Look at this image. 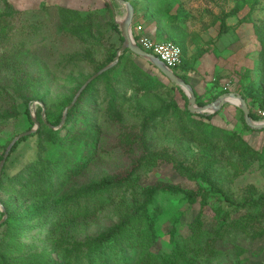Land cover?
<instances>
[{
    "label": "trees",
    "instance_id": "16d2710c",
    "mask_svg": "<svg viewBox=\"0 0 264 264\" xmlns=\"http://www.w3.org/2000/svg\"><path fill=\"white\" fill-rule=\"evenodd\" d=\"M144 1L146 3L143 6V16L158 23L164 40L175 41L183 49V61L174 71L179 75L183 72H194L198 56L186 58L185 53L188 46L198 40V34L189 31L185 26L187 17L182 9L187 0ZM5 6L11 7L8 0H5ZM56 6L62 29L71 37L86 43L82 50L68 54L70 61H89L94 67L93 75L115 60L123 36L108 3L101 10L87 11ZM240 8L234 6L231 10L224 11L223 15L215 16L216 20H220L219 35L226 29L225 19L237 14ZM2 20L0 15V28L4 26ZM254 27L261 44L260 66L256 72H245H253L255 75L250 78L243 92L245 98L252 99L251 105L264 108V15L257 18ZM95 50L101 53V59L96 58ZM134 56L137 57L127 49L120 55L116 65L90 82L68 110L61 127L55 128L46 123L42 116L43 107H38L37 119L40 127L13 146L0 179V192L7 196L6 199L0 197L7 212V218L0 225V264H181L195 263L194 256L207 255L213 258L218 253L217 244L221 235L206 234L203 229L202 210L208 204V196L219 191L215 187V175L221 163L222 167L231 163L234 173L242 171L238 168V161L229 155L223 156V153L247 155L252 159L260 158L261 154L247 144L239 132L213 124L212 113L189 111L188 97L179 85L171 84V87L178 88L184 105H180L178 99L172 96L168 103L158 108L146 111L141 109L143 119L136 125V129L133 126L125 127L117 136L121 145L129 143L131 149L141 153L125 174L105 176L100 181H93L78 190L62 193L66 182L80 174L98 156L104 126L113 125L123 118L120 107L127 102L128 91H151L160 86H168L141 66ZM10 65L16 71L21 68L17 62ZM160 73L165 77L161 71ZM183 75L181 76L188 81V77ZM33 79L39 80L40 87L31 91ZM20 80L23 86V81L30 85L28 94L24 90L21 98L27 105L34 100L43 102L46 120L53 126L61 124L65 108L86 81L84 79L76 82L75 89L70 93L49 99L41 89L45 86L43 76L24 71ZM225 92L229 91H220L214 98ZM197 102L200 105L207 103L198 94ZM27 112L31 124L34 125L31 109L27 108ZM241 112L243 113L242 110ZM18 115L19 109L13 105L2 114L4 117ZM250 115L254 120L262 119L252 106ZM246 126L250 128L248 124ZM156 130L198 143L201 149L194 157L193 165H185L171 154L168 146L152 148L149 140ZM31 140L36 143L35 157L19 168H16V164L11 165V156L18 151L20 144ZM4 153L3 151L2 156ZM159 159L174 162L176 170L198 179L199 185L186 189L180 184L161 181L144 187L140 192L141 199L135 204L126 203L127 207L124 208V201L121 203L117 223L95 236H79V230L90 223L107 199L106 196L111 194V190L134 186L138 170ZM255 187L254 184L251 185L250 196L238 202L223 192L229 206L248 208L250 211L241 228L247 232L253 231V240L264 236V226L261 225L264 221V194L256 196ZM160 192L183 194L189 202L199 201L201 204L200 212L190 223L191 235L184 239L177 238L175 228L171 229L174 246L170 252L155 246L158 236L156 219L151 208ZM95 196L98 198L93 199ZM257 223L262 227H257ZM188 251L192 252L193 258L188 256Z\"/></svg>",
    "mask_w": 264,
    "mask_h": 264
},
{
    "label": "rangeland",
    "instance_id": "374dc122",
    "mask_svg": "<svg viewBox=\"0 0 264 264\" xmlns=\"http://www.w3.org/2000/svg\"><path fill=\"white\" fill-rule=\"evenodd\" d=\"M130 1L136 10L135 17L138 13L143 14V6L146 1ZM8 2L10 8L5 6V0H0V15L3 17L4 23V26L0 28V163L3 158L2 152H5L12 139L27 131L29 126H32L31 128L35 126V124H31L27 108L31 109V115L35 114L37 117L38 107L44 104L39 100H34L32 104L27 105L21 98L24 90L28 94L30 86L27 85V81H23L25 84L22 85L20 79H22L24 71L43 76L45 86L41 89L49 99L56 98L63 93H70L75 89L76 82L86 80L94 71L92 64L85 59L69 60L68 54L82 50L86 43L76 37H71L62 29L57 16L56 5L58 4L45 0L44 2H47L48 5L45 3L40 7L36 6L39 3L29 5V3H18L15 0H8ZM58 2H62L68 7L82 8L83 11L101 10L105 5L104 0H58ZM111 2L115 7L114 15L119 18L123 17L126 7L117 0H111ZM234 6L241 7L236 14L240 16L239 21L254 24L260 15H264V0H187L182 11L187 17L186 23L194 20V11L203 12V16L204 14L209 15V18L215 22L217 21L216 15H223L227 8L231 10ZM215 10L217 14L214 12ZM193 55L190 56L188 47L185 57L192 58ZM95 56L97 59H101V53L96 50ZM134 57L141 66L168 86H160L151 91H128L127 102L120 107L123 118L113 125L104 126L98 156L92 159L90 165L80 174L66 182L62 193L78 190L93 181H100L105 176L125 174L130 169L141 153L131 149L129 143L121 145L118 142L120 138L117 136L125 127L133 126L136 129V125L143 119L141 109L146 111L158 108L168 103L172 96L178 99L180 105H184V99L178 88L171 87V84H174L172 81L164 77L148 59L139 55ZM12 62H17L21 66L20 70L16 71L14 66L10 65ZM252 64L256 72L260 66L258 51L253 56ZM183 74L185 73L183 72L180 76ZM234 74L238 78L241 77L242 80L238 81L241 85L236 84L225 88L226 90L244 91L250 78L255 75L253 72L245 74L242 69L237 70ZM188 75L183 76L190 79ZM259 77L262 81V75ZM39 87V80L33 79L30 86L31 91ZM250 102L252 104V99ZM12 105L17 106L19 115L16 117L2 116L3 112L9 107L11 108ZM251 106L259 118H262L259 111L264 108H260L256 104ZM244 119V113L241 112L239 126H233V128L241 131L239 133L242 135V139L257 150L261 157L252 159L247 155L240 156L232 152L223 153V156L229 155L238 161V168L242 171L234 173L231 163L224 164L223 167L221 163V167H217L215 175V187L219 191L212 192L208 196V204L202 210L203 229L206 234L218 233L221 235L220 242L217 244L218 253L213 258H209L207 255L194 256L195 258H193L192 252L188 251V256L193 258L195 263L182 262L181 264H264V236L253 240L252 233L254 232L251 230L247 232L246 229L241 228L250 211L248 208L238 209L229 206L225 194H223V192L227 193L236 202L243 201L247 196H250L249 188L253 184L256 186V196L264 194V129L248 128ZM59 127L61 125L57 126V128ZM156 131L153 132L154 134L152 133L149 140L152 148L168 146L171 154H174L185 165H193L194 157L201 149L198 143L166 134L163 131ZM35 154V140L23 142L18 151L11 156L10 164H16V168H19L34 158ZM138 171L134 186L111 190V194L106 196L107 199L97 210L90 223L79 230L78 234L81 238L95 236L117 223L120 218L121 203L124 201V208L127 207L126 203L135 204L141 199L140 192L144 187L162 181L180 184L186 189H193L200 183L198 179L183 175L176 170L174 162H166L162 159L145 165ZM0 197L1 199L7 198L3 192H0ZM92 198L97 199L98 196ZM154 201L151 209L156 219L158 236L155 246L170 252L174 246V241L171 240V229L175 228L177 238L184 239L191 235L190 223L200 212L201 204L199 201L189 202L183 194L163 192H160ZM1 204L3 205L0 201V225L4 218ZM261 225L264 226V221ZM261 225L257 223V227L261 228Z\"/></svg>",
    "mask_w": 264,
    "mask_h": 264
},
{
    "label": "crops",
    "instance_id": "0c3cea01",
    "mask_svg": "<svg viewBox=\"0 0 264 264\" xmlns=\"http://www.w3.org/2000/svg\"><path fill=\"white\" fill-rule=\"evenodd\" d=\"M15 1L18 3H29V5L39 3L36 6L40 7L45 3L47 4V2H44L45 0ZM49 1L67 6L62 2H58V0ZM104 2L107 3L105 0ZM73 8L83 10L79 7ZM226 11H229L228 8ZM214 12L217 14L216 10ZM202 13L194 11V20L185 24L189 31L198 34V40L188 46L190 56L193 54L198 56L196 70L189 73L190 79L188 81L197 94L201 96V99L209 103L217 98H214L216 94L226 90L227 86L241 85L238 82L242 80L241 77L238 78L234 74L237 70L255 72L252 60L255 52L258 51L259 53L261 45L255 34L254 24L239 21V15L228 16L225 19L226 29L219 35L220 20L214 22L209 18V15L204 14L203 16ZM134 20L144 26L147 35L156 40H164L160 35L159 26L155 20H149L142 13H138L136 17L134 16ZM237 92L244 95L241 90ZM247 102L251 110L250 100L247 99ZM241 110L234 101H229L220 110L212 113V123L231 131L241 132L239 129L233 128V126H239Z\"/></svg>",
    "mask_w": 264,
    "mask_h": 264
},
{
    "label": "water",
    "instance_id": "95a60500",
    "mask_svg": "<svg viewBox=\"0 0 264 264\" xmlns=\"http://www.w3.org/2000/svg\"><path fill=\"white\" fill-rule=\"evenodd\" d=\"M111 7L113 13L115 14V7L112 4L111 0H105ZM121 4H123L126 7L125 15L121 18L117 17L115 15V21L119 25L121 34L123 36V42L117 51V55L115 57V60L110 62L109 64L105 65L103 68L95 72L93 75H91L80 87V89L77 91L76 95L74 96L72 102L70 105H68L63 113L62 123L65 121L66 115L68 110L75 104L77 101L79 95L83 91V89L92 82L96 77H98L100 74L104 73L108 69L112 68L114 65H116L119 61L120 55L126 51L127 49L134 52L136 55H139L145 59H148L150 62H152L153 65H155L159 71H161L165 77H167L170 81H172L174 84L179 85L186 93L189 103H188V109L192 113H214L218 110H220L224 104L228 103L229 101H234L239 108L242 109L244 113V118L246 123L254 129H264V120L256 121L254 120L250 115V107L248 105L247 99L242 93H238L236 91H229L220 94L214 101H211L209 103H206L205 105H200L197 102V94L195 92V89L193 86L189 83V81L182 78L178 73H176L172 68L168 67L163 60H161L155 53L147 51L143 49L141 46H139L133 36V21L135 16V7L134 4L130 0H117ZM43 106V112L42 116L46 123H48L50 126L57 128V126L51 125L46 120V112H45V106ZM32 119L34 121L35 126L27 131H24L18 135H16L12 141L10 142L9 146L5 150V153L3 155L2 161L0 163V179L2 176V171L4 168V165L6 163V160L13 148V146L23 137L28 136L30 134H33L38 130L40 127V122L37 119L35 114H32ZM59 125V126H60ZM2 205V204H1ZM2 209L4 212V218L2 222L7 218V212L4 205H2Z\"/></svg>",
    "mask_w": 264,
    "mask_h": 264
},
{
    "label": "built area",
    "instance_id": "2783aa9c",
    "mask_svg": "<svg viewBox=\"0 0 264 264\" xmlns=\"http://www.w3.org/2000/svg\"><path fill=\"white\" fill-rule=\"evenodd\" d=\"M132 30L136 43L143 49L155 53L168 67L174 70L182 63L184 52L182 47L175 41L153 39L147 35L141 23H134V21ZM226 88H229V86ZM259 113L264 120V109L260 110Z\"/></svg>",
    "mask_w": 264,
    "mask_h": 264
}]
</instances>
